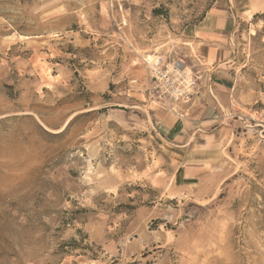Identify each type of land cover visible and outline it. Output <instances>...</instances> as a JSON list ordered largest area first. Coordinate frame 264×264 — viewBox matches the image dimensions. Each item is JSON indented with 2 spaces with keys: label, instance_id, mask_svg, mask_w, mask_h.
<instances>
[{
  "label": "rangeland",
  "instance_id": "1",
  "mask_svg": "<svg viewBox=\"0 0 264 264\" xmlns=\"http://www.w3.org/2000/svg\"><path fill=\"white\" fill-rule=\"evenodd\" d=\"M214 2L0 0V264H264V15L218 129L172 143L149 95Z\"/></svg>",
  "mask_w": 264,
  "mask_h": 264
},
{
  "label": "crops",
  "instance_id": "2",
  "mask_svg": "<svg viewBox=\"0 0 264 264\" xmlns=\"http://www.w3.org/2000/svg\"><path fill=\"white\" fill-rule=\"evenodd\" d=\"M259 15H264V0H215L200 24L184 31L179 52L199 75L200 96L175 110L158 105L156 122L169 141L186 145L224 121L238 80L230 39Z\"/></svg>",
  "mask_w": 264,
  "mask_h": 264
},
{
  "label": "built area",
  "instance_id": "3",
  "mask_svg": "<svg viewBox=\"0 0 264 264\" xmlns=\"http://www.w3.org/2000/svg\"><path fill=\"white\" fill-rule=\"evenodd\" d=\"M150 98L167 109L189 104L200 96L199 75L182 59H157L149 64Z\"/></svg>",
  "mask_w": 264,
  "mask_h": 264
}]
</instances>
